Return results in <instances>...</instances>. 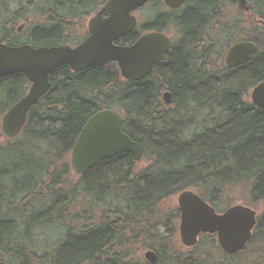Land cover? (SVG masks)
Wrapping results in <instances>:
<instances>
[{
  "label": "trees",
  "instance_id": "obj_1",
  "mask_svg": "<svg viewBox=\"0 0 264 264\" xmlns=\"http://www.w3.org/2000/svg\"><path fill=\"white\" fill-rule=\"evenodd\" d=\"M105 2L45 0V21L28 26L25 41L9 31L0 42L76 45L68 22ZM250 3L251 27L234 32L246 19L231 0H187L182 9L151 0L142 8L144 21L117 43L174 26L180 39L166 59L137 81L125 79L116 62L82 71L61 65L14 138L3 135L1 120L30 82L23 73L0 77V264H264V207L242 250L228 253L216 235L203 234L201 241L209 238L214 247L204 257L181 243L171 246L180 209L159 207L160 199L187 189L218 211L237 202L264 205V110L250 96L264 81V0ZM242 40L257 51L228 67V49ZM106 108L120 111L124 132L149 164L138 168L121 153L78 174L71 152L85 123ZM163 223L171 226L167 233ZM143 248L156 252L155 263L138 252Z\"/></svg>",
  "mask_w": 264,
  "mask_h": 264
},
{
  "label": "water",
  "instance_id": "obj_2",
  "mask_svg": "<svg viewBox=\"0 0 264 264\" xmlns=\"http://www.w3.org/2000/svg\"><path fill=\"white\" fill-rule=\"evenodd\" d=\"M151 0H107L88 21L89 34L76 46L52 45L34 47L0 42V77L23 73L31 85L26 93L2 117L1 130L8 138L16 137L23 129L29 110L51 87L50 74L61 65H70L73 71L117 62L121 75L127 80H142L151 74L155 64L164 60L172 46L171 38L163 32L142 34L132 45L117 41L131 33L138 19L134 12ZM170 8L181 7L186 0H164ZM247 9L250 6L246 7ZM257 51L252 41H239L226 55L228 67L250 61ZM164 99L171 103L169 91ZM251 100L264 110V81L252 89ZM123 116L115 109H102L83 126L71 152V166L78 174L120 153H129L135 161L143 157L140 144L123 131ZM180 238L187 247L198 242L201 233L217 234L218 243L228 253L242 250L252 237L257 224V212L250 206L235 204L223 213L204 200L195 191L180 193ZM146 259L155 263L157 254L149 250Z\"/></svg>",
  "mask_w": 264,
  "mask_h": 264
},
{
  "label": "rangeland",
  "instance_id": "obj_3",
  "mask_svg": "<svg viewBox=\"0 0 264 264\" xmlns=\"http://www.w3.org/2000/svg\"><path fill=\"white\" fill-rule=\"evenodd\" d=\"M52 1V0H51ZM251 2V0H250ZM57 6H61V4L59 2H56ZM0 23H4L5 27L0 30V39L2 37L5 36V33H8L9 31L11 32V38L14 37V40L17 41L19 40V42H23L27 39V35L29 33L28 31V26H31L35 23H39L42 21H45V16H42V11L40 9H42L43 7H45V0H2L0 3ZM24 8L23 13H21L22 11H20V8ZM241 8V7H240ZM250 8H252V5L250 3ZM90 14H79L77 15L75 18H72V22H68L67 25H70L69 31L73 34L72 38L69 40L70 41H74L75 38H77L78 40H80L79 43L80 44L82 41H84L87 37L86 35V30L85 27H87V23L90 17H92L98 10L99 7L98 6H90L88 7ZM141 9L139 10L136 15H138L139 17V22L144 21L145 18V10ZM81 10V9H80ZM238 12H240L241 14H239L241 17V21L246 19V22H241V24L237 27V29H232L234 32H239L240 29H245V28H250L252 25V16L253 14L251 12L246 13L243 12L242 8L239 9V7L236 9ZM82 12L79 11L78 13ZM86 16V17H85ZM234 18H238L237 16H235ZM22 26L21 31H19V27ZM176 28L174 26L169 27L166 31H164L165 33H167L168 35L172 36L173 38L177 37V34L175 32ZM221 39H224L225 36L224 35H220ZM76 39V40H77ZM131 45V44H130ZM117 63V62H116ZM118 64V63H117ZM253 89V88H252ZM252 92V90H251ZM251 96V93H250ZM137 162V167L138 168H142L146 165H148V161H146L144 159V153H143V157L142 159H140ZM182 192V191H181ZM181 192L175 193L169 197H164L162 199H160V204L159 207L161 209V211H165V210H171L172 212H176L175 206L178 205V197L180 195ZM241 203V202H237L236 204ZM248 206V205H247ZM263 203L258 202L255 206V210L257 212V217L258 214H260V212L263 210ZM226 208H228V206H226ZM224 210V209H223ZM176 213L173 214V216H175ZM174 222L176 223L177 227H179V221H180V217L175 216L173 218ZM160 224V230L163 233H167V231H169L171 229L170 225H164ZM256 227V226H255ZM255 229V228H254ZM253 229V231H254ZM177 233V232H176ZM206 234V233H205ZM208 235H212V234H208ZM216 234L212 235L215 236ZM253 235V233H252ZM202 236L199 235L198 239L199 241L197 242V244L199 243V247L195 248V246L193 247H187L188 250H193L194 254L196 256V254L204 257L205 253L209 252V251H213L214 247L213 245L209 242V238H205L204 242L201 241ZM217 239V237H216ZM170 241H172V247L178 246L181 248L180 243L185 246L182 241L181 238L179 236V234L177 233L176 236L173 237V239H170ZM186 247V246H185ZM177 248V247H176ZM185 249V248H184ZM151 249H142L139 250L138 252H140L141 254H143V256L145 257V254ZM153 251V250H152ZM156 253V252H155ZM204 259V258H202Z\"/></svg>",
  "mask_w": 264,
  "mask_h": 264
},
{
  "label": "flooded vegetation",
  "instance_id": "obj_4",
  "mask_svg": "<svg viewBox=\"0 0 264 264\" xmlns=\"http://www.w3.org/2000/svg\"><path fill=\"white\" fill-rule=\"evenodd\" d=\"M187 1V0H186ZM185 4H186V2L181 6V7H178V8H171V9H182V7H184L185 6ZM231 4L234 6V8L235 9H237L238 7H239V9H241L242 8V10H243V12H246V13H249L250 12V8L249 9H247L246 7L248 6V4H250V1L249 0H231ZM102 7V6H101ZM100 7V8H101ZM241 7V8H240ZM99 8V9H100ZM241 14V13H240ZM19 29V31H21V29H22V26L21 27H19L18 28ZM161 32H163V33H165L164 31H161ZM165 34H167V33H165ZM168 35V34H167ZM168 36H170V35H168ZM170 38H171V40H172V46H171V48L175 45V42H177L179 39H180V37L177 35V37L176 38H173L172 36H170ZM200 39H201V41H204V36H201L200 37ZM170 48V49H171ZM169 52V51H168ZM167 52V53H168ZM167 53H166V55H167ZM166 59V56H165V58H164V60ZM164 60H161L160 62H162V61H164ZM160 62H157L156 64H155V66H157V64L158 63H160ZM155 66H154V68H155ZM218 212H221V211H218ZM207 234V233H206Z\"/></svg>",
  "mask_w": 264,
  "mask_h": 264
},
{
  "label": "bare ground",
  "instance_id": "obj_5",
  "mask_svg": "<svg viewBox=\"0 0 264 264\" xmlns=\"http://www.w3.org/2000/svg\"><path fill=\"white\" fill-rule=\"evenodd\" d=\"M250 1V0H249Z\"/></svg>",
  "mask_w": 264,
  "mask_h": 264
}]
</instances>
